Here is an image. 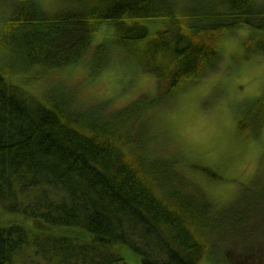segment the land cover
<instances>
[{
  "label": "trees",
  "instance_id": "16d2710c",
  "mask_svg": "<svg viewBox=\"0 0 264 264\" xmlns=\"http://www.w3.org/2000/svg\"><path fill=\"white\" fill-rule=\"evenodd\" d=\"M13 3L0 47L40 77L79 63L106 23L158 91L110 111L63 93L37 97L0 69V206L16 216L0 219V264H243L255 245L238 246L234 234L264 195L245 209H235L244 197L215 204L177 153L154 148L147 122L215 71L225 35L251 29L264 55V0H55L52 12L36 0ZM254 105L253 137L264 95ZM192 172L218 179L207 167Z\"/></svg>",
  "mask_w": 264,
  "mask_h": 264
},
{
  "label": "rangeland",
  "instance_id": "374dc122",
  "mask_svg": "<svg viewBox=\"0 0 264 264\" xmlns=\"http://www.w3.org/2000/svg\"><path fill=\"white\" fill-rule=\"evenodd\" d=\"M19 1L23 0H0V29L13 2ZM36 1L49 12L57 7L55 0ZM252 38V30L245 27L225 35L219 44L221 56L215 71L177 92L161 109L150 111L147 122L149 133L151 130L155 136L151 142L154 148L163 155L177 153L179 167H191L187 172L197 188L215 204L244 197L247 203H238L235 209L249 208L250 200L264 195V124L255 137L251 135L254 103L264 95V55L254 49ZM116 40L114 29L103 23L93 32L91 51L79 63L42 77L38 66L27 68L15 53L0 47V69L15 72L16 80L37 97L63 93L82 105L107 102L110 111L144 95L152 99L158 91L156 79L141 71ZM99 46L102 49H97ZM241 118L247 129L237 127ZM194 166L212 169L218 179L192 172ZM251 211L250 220L254 221L234 235L238 246L253 243L255 247L239 260L264 264V205L260 203ZM13 217L0 206V219ZM232 235L224 234V244Z\"/></svg>",
  "mask_w": 264,
  "mask_h": 264
}]
</instances>
